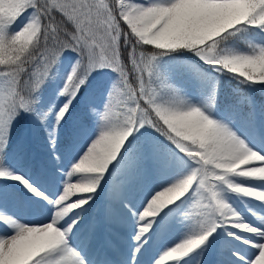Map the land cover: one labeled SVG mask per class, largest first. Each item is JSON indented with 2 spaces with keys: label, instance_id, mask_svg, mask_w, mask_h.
<instances>
[{
  "label": "snow or ice",
  "instance_id": "1",
  "mask_svg": "<svg viewBox=\"0 0 264 264\" xmlns=\"http://www.w3.org/2000/svg\"><path fill=\"white\" fill-rule=\"evenodd\" d=\"M0 264H264V0H0Z\"/></svg>",
  "mask_w": 264,
  "mask_h": 264
},
{
  "label": "rangeland",
  "instance_id": "2",
  "mask_svg": "<svg viewBox=\"0 0 264 264\" xmlns=\"http://www.w3.org/2000/svg\"><path fill=\"white\" fill-rule=\"evenodd\" d=\"M257 99H259V95L257 94Z\"/></svg>",
  "mask_w": 264,
  "mask_h": 264
}]
</instances>
